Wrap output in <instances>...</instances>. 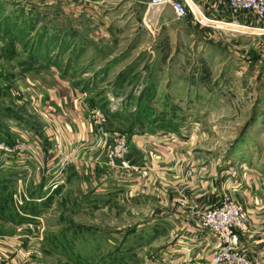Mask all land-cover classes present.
I'll list each match as a JSON object with an SVG mask.
<instances>
[{
  "label": "rangeland",
  "instance_id": "rangeland-1",
  "mask_svg": "<svg viewBox=\"0 0 264 264\" xmlns=\"http://www.w3.org/2000/svg\"><path fill=\"white\" fill-rule=\"evenodd\" d=\"M126 2L89 1L97 19L106 15L113 22L108 28L97 21L94 46L66 70L77 76L74 84L88 91L94 120L109 125L101 162L136 172L140 165L130 162V137H160L179 130L212 139L197 148L198 153L205 147L219 151L217 169L210 164L198 179H211L216 172L241 182L237 174L249 170L264 181V19L216 1L196 2L206 22L196 18L181 25L182 33L175 37L173 26L168 31L159 27V45L149 49L148 36L138 47L136 37L146 30L137 35L141 25L121 11ZM42 3L0 0V264H170L168 260L177 258L166 261L161 253L181 245L169 235L170 227L150 221L158 212L152 195L78 187L87 183L86 176L78 174L82 164L73 168V155L61 149L55 124L48 119L54 109L47 100L57 79L54 66L63 77L66 65L57 63V56L68 50H56L54 33L42 31L45 15H52L48 20L53 21L54 12L53 3ZM218 8L234 11L239 19L208 16ZM230 24L239 28L231 29ZM41 39L47 45L40 50ZM105 39L113 42L110 49L99 44ZM87 58H95L96 64L82 78L80 66L85 67L80 62L87 64ZM108 60L102 68L110 70L109 77L100 68L94 71ZM185 124L187 129L181 131ZM121 137L126 139L125 160L131 168L105 161ZM48 150L54 153L46 160ZM32 151L34 158L29 159ZM198 192L189 195L214 204L209 192ZM222 197V202L241 204L228 193Z\"/></svg>",
  "mask_w": 264,
  "mask_h": 264
},
{
  "label": "crops",
  "instance_id": "crops-1",
  "mask_svg": "<svg viewBox=\"0 0 264 264\" xmlns=\"http://www.w3.org/2000/svg\"><path fill=\"white\" fill-rule=\"evenodd\" d=\"M76 1L44 0L43 5L50 6L53 3L54 12L53 21L48 20L52 16L48 13L45 15L44 24L41 27L42 31L54 33L56 50H68L61 56H57V63L62 66L63 64L66 65L61 68L65 70L63 77L59 76L57 68L54 66V75L57 76V79L50 95H47L48 104L54 109L48 113L51 117L48 119L55 124L54 129L57 132L56 136L58 134L60 136L58 142L61 149H64L65 152L70 151L69 153L73 155L75 159L73 168H79L77 165L82 164V169L78 171V174L82 178L85 175L87 183L82 182L78 184V187L92 185L91 191L96 188V192L102 191L109 194L117 192L134 197L146 193L152 195V198L156 199L154 208L158 212L157 214L153 213L154 215L149 218L150 221L170 227L169 235L178 238L176 245H181L161 253L166 261V258H177L176 260H168L167 262L170 264H212L211 252L207 251V247L212 245L209 241H203V238L197 237L198 219L203 211L220 205L222 195L225 196L228 193L241 203L240 205L247 217L246 228L239 234L241 249L246 252L252 264H264V181L259 180L249 170H242L243 176L237 174L242 177L241 182L233 180L229 177V174L228 179H226L216 172L211 179L206 180L207 177L205 176L198 179L200 174H205L208 171V167L210 169V164L213 167L220 160L217 149L205 147L206 150L200 151L202 154L196 151L197 148L204 147L212 140L211 138L204 134L200 136L185 135L179 130L175 134L168 132L167 136L160 137L134 135L137 137H128L129 157L131 163L140 165L138 171L131 172V170L111 168L101 162L103 158L100 153L107 145L106 137H103V135H111L109 125L105 124L104 126V124H98L94 120L91 113L92 105L86 99L88 91L86 92L74 84L73 82L77 79V76L66 70L76 66L80 56L87 53L91 46H94L95 40H97L95 32L97 21L101 22L102 20L104 26L108 28H110L108 24L113 21L107 18L106 15L102 19H97L94 5H89L91 0H82V4ZM221 9L223 8L214 9L213 12L207 14L208 16L213 15L215 19L218 18L221 21L223 20L222 16L239 19L233 12L229 10L224 12ZM121 11L127 16L136 18L134 20H136L138 26L141 25L140 28H137V35L143 32L141 30L144 27L146 36L145 34L136 35V40L140 38L137 44L138 47H141L148 36L150 40L145 46L149 49L159 45V27H164L168 31L173 26L172 33L175 37V35L182 33L179 27L187 25L191 21L189 18H176L169 5L152 9L150 0H129L121 7ZM197 16L201 21L206 22V19L200 13L197 12ZM216 25L223 26L224 24ZM234 27L239 28V26L230 24L231 29ZM121 31L124 32L125 28H122ZM206 34L208 35L207 32ZM80 37H84L86 40H82ZM109 42L110 44L113 43L109 39H105L101 40L99 44L103 50H106L110 49ZM46 45L44 40L41 39L39 49L45 48ZM66 47L69 49H66ZM173 47H176V41H174ZM104 53L106 54L107 51ZM262 59L264 61V55ZM94 62L95 58H87L85 60L87 64L80 62L85 67L83 70V67L80 66L82 78L89 73L88 70L94 66ZM108 62L109 60L97 65L94 71L100 68L103 70L104 76L109 77L110 70L102 68ZM187 127L188 124H185L181 131H184ZM182 136L189 137L184 139ZM40 149H43L42 146ZM53 153L50 150L47 153L44 151V158L48 160ZM33 154H35L34 151L28 158H34ZM39 156H42V152L39 153ZM216 166L215 169H217ZM69 174L70 170L68 174L65 172L66 177ZM57 175L60 174L57 172ZM184 178H186V181H190L192 189L198 187L199 190L203 191L202 193L209 192L210 201L214 204L208 202L207 199L202 201L201 198L195 197L196 193L199 194L198 188L197 190H189L190 185L185 184ZM181 181L184 182L183 185H180ZM225 190L227 191L225 192ZM189 193H195V195H189ZM171 195L174 197L172 202ZM176 197H178L177 202L179 204H174ZM162 210L163 212H161Z\"/></svg>",
  "mask_w": 264,
  "mask_h": 264
},
{
  "label": "built area",
  "instance_id": "built-area-1",
  "mask_svg": "<svg viewBox=\"0 0 264 264\" xmlns=\"http://www.w3.org/2000/svg\"><path fill=\"white\" fill-rule=\"evenodd\" d=\"M207 1L227 4L233 10L264 19V0H150V5L158 7L169 4L177 18H189L194 22L198 19L197 12H200L196 4ZM126 151V139L117 138L105 161L112 167L117 163L119 168H131L125 160ZM198 221L197 237L209 241L215 248L211 252L212 264H252L247 255L240 251L239 234L246 228L247 222L246 213L240 204L224 200L220 205L203 211Z\"/></svg>",
  "mask_w": 264,
  "mask_h": 264
},
{
  "label": "bare ground",
  "instance_id": "bare-ground-1",
  "mask_svg": "<svg viewBox=\"0 0 264 264\" xmlns=\"http://www.w3.org/2000/svg\"><path fill=\"white\" fill-rule=\"evenodd\" d=\"M198 13H200L202 16H203V14L201 13V12H198ZM204 17V16H203ZM205 18V17H204Z\"/></svg>",
  "mask_w": 264,
  "mask_h": 264
}]
</instances>
